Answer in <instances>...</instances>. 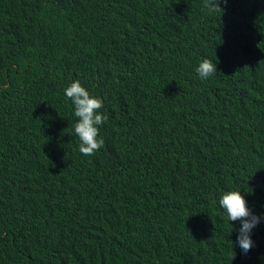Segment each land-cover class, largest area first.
I'll return each instance as SVG.
<instances>
[{"label":"trees","instance_id":"trees-1","mask_svg":"<svg viewBox=\"0 0 264 264\" xmlns=\"http://www.w3.org/2000/svg\"><path fill=\"white\" fill-rule=\"evenodd\" d=\"M203 7L0 0V264H264V0ZM77 80L108 116L91 156ZM233 190L261 217L246 254Z\"/></svg>","mask_w":264,"mask_h":264},{"label":"clouds","instance_id":"clouds-1","mask_svg":"<svg viewBox=\"0 0 264 264\" xmlns=\"http://www.w3.org/2000/svg\"><path fill=\"white\" fill-rule=\"evenodd\" d=\"M223 2L227 4L228 0ZM204 9L209 13L223 10L220 7V0H204L202 10ZM195 71L201 80H205L217 72L216 63L205 58L199 62ZM64 94L71 100L74 116L78 118L74 132L80 141L79 151L85 156L94 155L105 144L104 139L99 136L100 126L108 120V116L100 111L104 107L103 101L91 95L78 80L67 86ZM219 205L226 212L228 221H240L241 227L238 230L236 243L246 254L253 246L251 231L260 223L261 217L247 207V201L240 191L224 192L219 199ZM234 258L235 254L232 259Z\"/></svg>","mask_w":264,"mask_h":264}]
</instances>
